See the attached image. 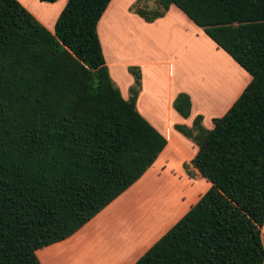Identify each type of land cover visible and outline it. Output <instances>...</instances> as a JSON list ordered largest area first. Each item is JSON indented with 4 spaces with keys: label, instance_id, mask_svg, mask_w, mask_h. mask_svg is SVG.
Here are the masks:
<instances>
[{
    "label": "trees",
    "instance_id": "trees-1",
    "mask_svg": "<svg viewBox=\"0 0 264 264\" xmlns=\"http://www.w3.org/2000/svg\"><path fill=\"white\" fill-rule=\"evenodd\" d=\"M109 1L67 0L51 33L0 0V264H39L36 250L73 235L165 146L135 111L139 70L127 100L108 76L96 24ZM143 1L155 7L131 11L144 22L173 5L249 81L211 129L199 115L173 126L210 186L134 264H263L264 0ZM172 108L187 118L188 96Z\"/></svg>",
    "mask_w": 264,
    "mask_h": 264
},
{
    "label": "crops",
    "instance_id": "crops-1",
    "mask_svg": "<svg viewBox=\"0 0 264 264\" xmlns=\"http://www.w3.org/2000/svg\"><path fill=\"white\" fill-rule=\"evenodd\" d=\"M15 1L52 33L67 0ZM138 2L110 0L96 24V34L108 76L123 100L128 99L133 83L127 69L139 70L135 111L165 139V146L136 182L73 235L36 250L35 257L40 253L36 258L39 264H134L210 186L189 163L196 146L173 126L190 127L199 115L201 126L211 129V119L223 115L248 83L249 76L176 7L170 5L161 17L147 23L131 11V6ZM200 43L206 45L205 49L198 48ZM124 51L130 54L125 56ZM241 77L244 83L239 88ZM233 91L235 94L227 102ZM179 93L187 95L190 101L189 116L185 119L172 108ZM200 105L221 112L209 115L206 125ZM177 184L180 188L185 184L198 188L189 191L185 201L180 196L182 189L176 192L169 188ZM151 186L164 188L151 193ZM261 232L264 251V222Z\"/></svg>",
    "mask_w": 264,
    "mask_h": 264
},
{
    "label": "rangeland",
    "instance_id": "rangeland-1",
    "mask_svg": "<svg viewBox=\"0 0 264 264\" xmlns=\"http://www.w3.org/2000/svg\"><path fill=\"white\" fill-rule=\"evenodd\" d=\"M138 7H141V8H143V9H153L154 7H155V5H154V2L153 1H143V0H140L137 4H136ZM205 44H199V46H198V48H200V49H205ZM130 54V52H126V51H124L123 52V55H125V56H128ZM213 61V60H212ZM190 64V63H189ZM227 68V67H226ZM226 73L228 74V75H230L231 76V74L230 73H232L230 70H228V68H227V70H226ZM225 75V76H227L228 77V75ZM242 74V73H241ZM245 76V75H244ZM241 79V83H240V85H239V88L241 87V85H243V81H242V77L240 78ZM245 79V78H244ZM235 94V91H233L231 94H230V96L227 98V102L233 97V95ZM199 111L201 112V115L204 117V119H205V124L207 125V123H208V116L209 115H218L220 112H221V109H214V108H208V107H204L203 106V108L201 107V105L199 106ZM198 109V108H197ZM214 117H217V116H214ZM166 171H169V170H166ZM172 173H174V172H172ZM188 175V174H187ZM163 184V183H162ZM161 184V185H162ZM157 186V185H156ZM156 186H151V193H155V192H157V191H159L160 189H163L164 187H162V186H160L161 188H156ZM174 186V185H173ZM176 187V188H175ZM169 188H171L172 190H176V192H179V190L180 189H182L183 191H182V194L183 195H180V196H183L184 197V199H185V201H187V193L189 192V191H191V192H193V191H195L197 188H198V186H196L195 184H193V185H189V184H185V186H183V188L181 187H179L178 186V184H177V186L175 185L173 188L172 187H170L169 186ZM179 194L180 193H178V196H179ZM262 233V232H261ZM38 255L37 256H39V254L40 253H37ZM37 256H36V258H37Z\"/></svg>",
    "mask_w": 264,
    "mask_h": 264
}]
</instances>
